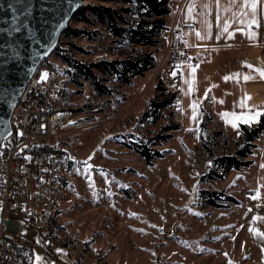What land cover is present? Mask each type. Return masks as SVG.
Wrapping results in <instances>:
<instances>
[{
  "label": "rangeland",
  "instance_id": "374dc122",
  "mask_svg": "<svg viewBox=\"0 0 264 264\" xmlns=\"http://www.w3.org/2000/svg\"><path fill=\"white\" fill-rule=\"evenodd\" d=\"M168 18L170 29L164 32L168 41L146 48L156 54L155 67L131 84L107 76L110 95H99L84 79L75 82L69 65L55 49L44 59L45 65L52 63L49 67H55L62 77L61 90L52 85L49 100L67 113L56 143L74 161L69 194L53 221L41 228L39 244L45 239L70 244L89 264H264V236L260 235L264 233V130L255 140L251 165L232 169L224 178L212 173L213 177L202 180L214 168L201 137L204 114L200 111L195 120L192 118L195 99L182 90L174 115L181 128L158 146L163 157L148 165L124 143L132 134L149 139L168 122V110L157 121L144 116L159 80L169 69L174 15ZM70 24L85 26L82 22ZM96 27L100 28L96 39H72L83 48L75 50L78 59L121 58L134 50L127 39L116 40L104 27ZM182 71L181 79L170 88L181 85L184 89L186 70ZM44 73L42 68L40 77ZM209 113L212 117L206 133L213 139L206 144L213 143L217 156L233 153L243 135L242 122L236 121L239 127L234 128L231 115ZM202 189L225 191L240 202L211 206L202 197Z\"/></svg>",
  "mask_w": 264,
  "mask_h": 264
},
{
  "label": "built area",
  "instance_id": "2783aa9c",
  "mask_svg": "<svg viewBox=\"0 0 264 264\" xmlns=\"http://www.w3.org/2000/svg\"><path fill=\"white\" fill-rule=\"evenodd\" d=\"M174 30L168 45L169 69L163 77L169 87L180 79L181 65L189 59L183 36L172 44ZM44 70L46 78L41 79L38 68L23 89L12 113L13 132L0 142V212L3 218H19L33 229L28 236L0 224V264H37V254L42 258L40 264H89L70 244L50 239L37 243L41 228L49 224L66 200L72 181L70 156L54 150L57 133L68 116L49 100L52 85L61 90L62 77L55 67ZM28 156L32 159H26Z\"/></svg>",
  "mask_w": 264,
  "mask_h": 264
},
{
  "label": "trees",
  "instance_id": "16d2710c",
  "mask_svg": "<svg viewBox=\"0 0 264 264\" xmlns=\"http://www.w3.org/2000/svg\"><path fill=\"white\" fill-rule=\"evenodd\" d=\"M111 3H117V5ZM170 4L171 0H136L135 3L134 0H95L81 7L72 19L73 22H82L85 26L69 24L54 52L69 65V71L75 82L81 83L80 81L84 79L90 82L99 95H110L112 89L107 84V76L112 75L122 84H131L135 78L155 67L156 54L146 48L159 46L160 43L164 45L168 41V36L164 35V32L170 29L168 24V16L172 13ZM97 25L107 29L116 40L127 39L134 50L126 52L121 58L92 62L78 59L75 56V50L83 51V48L77 46L72 39L77 37L96 39L100 32ZM93 26L94 28H90ZM179 36L178 30H174L172 44L178 41ZM65 44L69 47H65ZM44 61L39 70L52 66V63L45 65ZM180 94V88L172 89L165 84L163 78L160 79L157 84V93L150 99L144 116L157 121L168 110V122L162 124L149 139L132 134L131 138L124 140V143L139 153L148 165H153L157 158L164 156V152L158 146L172 138L174 131L181 128V122L174 119L175 106L180 100ZM200 111L204 114L200 122L201 137L214 167L212 171L202 176V180L213 177L212 173L216 178H224L225 174L232 169L242 170L251 165L254 159L250 158V155L257 145L255 140L264 130V115L260 116L259 124L253 123L251 127L241 123L243 135L236 142L238 147L233 153L217 156L213 143L211 146L206 144V140L211 142L213 139L206 133L212 115L203 107V103L200 104ZM221 132L218 131V133ZM59 145L60 143H56L54 150L66 151ZM73 161L74 159L70 156L71 167ZM201 193L206 202L215 207H229L231 203L240 202L234 195L225 191L202 189ZM55 214L49 223L53 221Z\"/></svg>",
  "mask_w": 264,
  "mask_h": 264
},
{
  "label": "crops",
  "instance_id": "0c3cea01",
  "mask_svg": "<svg viewBox=\"0 0 264 264\" xmlns=\"http://www.w3.org/2000/svg\"><path fill=\"white\" fill-rule=\"evenodd\" d=\"M242 3L243 0H219V8L217 0H173L171 3L170 19L174 15L173 21H170L172 30H178L179 35L183 36L189 48V59H194V62L187 61L181 67L186 73L184 89L181 85L180 89L181 93L184 90L185 95L195 99L193 104L196 105V113H200L202 103L216 117H221L223 113L249 114L250 109L253 112L264 111V76L257 71L264 70V5L258 6L259 27L254 25L252 28L257 36L249 40L238 30L243 28L248 31L247 25L240 24L239 16L233 19V13L239 12ZM205 4L210 5L207 21L211 25V38L200 39L196 32L200 31L204 36L208 31L203 15L206 11ZM189 6L193 9L191 14ZM218 14L221 26L226 20L229 22V32L234 33L233 38L230 39L228 33H223L220 39H216L221 31L217 25ZM244 75H248L249 79L245 80ZM225 76L230 78L225 80ZM198 123L199 117L193 125Z\"/></svg>",
  "mask_w": 264,
  "mask_h": 264
},
{
  "label": "water",
  "instance_id": "95a60500",
  "mask_svg": "<svg viewBox=\"0 0 264 264\" xmlns=\"http://www.w3.org/2000/svg\"><path fill=\"white\" fill-rule=\"evenodd\" d=\"M86 1L0 0V142L13 132L12 113L23 89L59 45L64 31ZM24 5L30 6L31 11L25 13ZM61 22L63 27H59ZM0 224L9 231L28 236L33 233L24 220L3 218L1 212Z\"/></svg>",
  "mask_w": 264,
  "mask_h": 264
},
{
  "label": "snow or ice",
  "instance_id": "6c2138e0",
  "mask_svg": "<svg viewBox=\"0 0 264 264\" xmlns=\"http://www.w3.org/2000/svg\"><path fill=\"white\" fill-rule=\"evenodd\" d=\"M260 5H264V0H243V3L240 5V9H239V12H234L233 13V19L237 18V16H239V19H240V24L241 25H244L246 24L247 25V29L248 31H245L243 28L241 29H238L239 31H241L244 35H246L248 37L249 40H253L256 36H257V32L255 31H252V28L253 26L255 25L257 28L259 27V22H258V19H257V13H258V6ZM59 7V5H57V8ZM204 8H205V13L203 15H205V21L204 23L208 24V31L207 33L202 36L201 35V32L200 31H197L196 32V36L200 39H206V38H211V25L208 23L207 21V15H208V12L210 11V5L209 4H205L204 5ZM217 8H219V0H217ZM13 12L15 13L16 12V9L13 8L12 9ZM24 10H25V13H28L31 11V7L28 6V5H24ZM53 10H56V9H53ZM192 7L189 6V13L191 14L192 12ZM15 19V17H14ZM219 20H220V17H219V14L217 15V25L218 27L221 28V31L217 34L216 36V39H220V36L223 34V33H228V36L229 38H233L234 37V33L233 32H229V22L226 20L223 25L221 26L219 24ZM63 22L60 23L59 27H63ZM17 32L19 31V28L15 29ZM249 68H251V65H248ZM193 73L195 72V68H193ZM257 71H260L261 75L264 76V70H261V69H257ZM236 75H239V74H233V76H236ZM47 74L44 73L41 75V79L43 80L44 78H46ZM230 77L229 76H225L224 79L225 80H228ZM245 80H248L249 79V76L248 75H244L243 77ZM191 87V86H190ZM208 95V92L206 91L205 92V96ZM222 102V101H221ZM242 106H243V102H242ZM251 114H244L242 113L241 115L237 116L235 113H232V114H229V113H223L222 115L227 117L229 115L232 116V126L234 128H238L239 125L238 123H236V121H240L246 125H248L249 127H251L253 125V123L255 124H259V117L261 115H264V111H261V110H256V111H252L251 109L249 110ZM194 120L196 119V105L193 104V117H192ZM191 130V129H189ZM239 134V133H238ZM19 135H23V132H20ZM25 147H27V145H25ZM26 159L28 160H31L32 157L28 156L26 157ZM84 164L87 165V161H84ZM89 167H85L84 169V173L87 174L88 173V170H89ZM262 168H264V164L261 165ZM91 186V184H90ZM109 195H111V193H109ZM253 199H256L255 196L252 197ZM3 209V202L0 201V211H2ZM21 223H24L23 221ZM260 235L264 236V233H260ZM37 243H39V240H37ZM57 251H60L59 249ZM41 257L37 254L35 256V260L37 262V264H40V261H41Z\"/></svg>",
  "mask_w": 264,
  "mask_h": 264
}]
</instances>
